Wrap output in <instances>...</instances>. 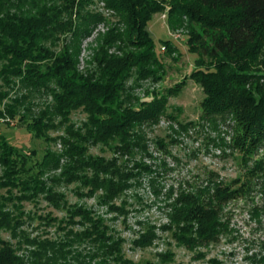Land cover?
Listing matches in <instances>:
<instances>
[{"label":"trees","instance_id":"16d2710c","mask_svg":"<svg viewBox=\"0 0 264 264\" xmlns=\"http://www.w3.org/2000/svg\"><path fill=\"white\" fill-rule=\"evenodd\" d=\"M102 1L125 27L109 29L90 66L80 71L82 42L105 20L90 10L94 0H0V124L16 121L49 142L56 140L48 138L51 130L63 128L65 134L63 154L49 150L36 172L0 135V264H134L125 253L126 239L91 210L69 208L68 224L51 214L39 216L48 226L58 223L65 234L33 237L25 228L34 220L25 203L44 197L60 209L65 196L55 185L79 183L86 196H98L113 212L124 213L115 200L136 173L126 171L120 158L95 157L88 149L103 145L119 157L131 156L145 143L147 128L169 117L168 95L180 86L151 101L131 95L128 86L135 78L159 81L166 72L147 30L152 15L166 6L170 27L186 23L191 32L190 51L198 55L192 78L205 94L203 119L233 121L234 147L246 157L264 146V0ZM117 44L120 53L111 54ZM174 53L176 46H169L167 56ZM38 96L52 102L36 110ZM78 110L87 115L80 129L71 123ZM59 169L62 174L49 188L44 175ZM205 184L194 192L180 191L172 206L170 230L190 249L218 239L225 227L222 204L241 191L212 177ZM70 223L80 230L67 231ZM156 239L151 227L133 244L146 248ZM161 258L164 264L172 260L171 254Z\"/></svg>","mask_w":264,"mask_h":264},{"label":"rangeland","instance_id":"374dc122","mask_svg":"<svg viewBox=\"0 0 264 264\" xmlns=\"http://www.w3.org/2000/svg\"><path fill=\"white\" fill-rule=\"evenodd\" d=\"M105 17L92 35L82 42L79 69L85 71L100 47L109 29L125 26L118 16L110 11L102 0H94L89 7ZM169 6L164 11L154 13L147 26L151 38L162 53L166 72L159 81L152 78L132 79L129 86L131 95L141 101H151L156 94L163 96L169 90L180 86L175 94L168 95L167 114L156 125L147 128L145 143L137 147L133 155L119 157L108 147L90 146L88 154L108 160L120 158L119 163L136 176L129 181V188L115 200L117 206H124V213L113 212L96 197H88L80 190L79 183L55 185L63 194L60 209L50 205L44 197L37 203H25V210L31 212L34 220L25 226L32 236L42 235L51 238L62 237L65 232L58 223L48 226L39 216L51 214L59 221L68 224L69 208L83 206L96 216L107 221L116 234L126 239L125 253L134 264H164L162 255L171 254L172 260L166 264H264V146L254 155L246 157L233 144V121L226 124L217 120L212 122L202 117V102L205 99L203 88L192 75L197 67L198 55L190 51L191 32L185 23L173 30L168 21ZM179 31L182 36L173 38ZM163 41H171L169 45ZM175 45L177 53L167 56L168 47ZM118 44L110 53H120ZM166 47V50H162ZM47 97H36L35 109L51 103ZM171 117V118H170ZM87 115L78 110L71 115V123L76 129L83 128ZM185 126L186 129H182ZM0 135L8 140L16 152L26 157L28 166L36 172L49 150L63 154L64 129L51 130L48 138L37 137L16 121L0 124ZM146 148V150H144ZM62 165L67 158L62 159ZM150 166L142 170L141 166ZM255 166L260 168L255 169ZM2 168L0 167V175ZM62 174V169L51 170L43 180L50 188L52 178ZM212 177L214 181L231 190H240L222 204L220 219L225 224L216 241L193 249L179 244L171 231L172 206L179 192H194L204 187ZM65 203V204H64ZM114 210V209H113ZM66 225V224H65ZM67 231L76 232L80 228L69 224ZM154 228L157 239L153 245L138 248L133 242L141 232ZM3 237L9 239L8 234Z\"/></svg>","mask_w":264,"mask_h":264},{"label":"built area","instance_id":"2783aa9c","mask_svg":"<svg viewBox=\"0 0 264 264\" xmlns=\"http://www.w3.org/2000/svg\"><path fill=\"white\" fill-rule=\"evenodd\" d=\"M182 36V34L179 32V31H177V32H175L174 34H173V38L176 40V39H178V38H180ZM162 50L164 51V50H166V47H162Z\"/></svg>","mask_w":264,"mask_h":264}]
</instances>
